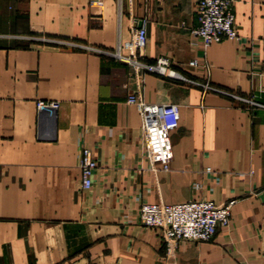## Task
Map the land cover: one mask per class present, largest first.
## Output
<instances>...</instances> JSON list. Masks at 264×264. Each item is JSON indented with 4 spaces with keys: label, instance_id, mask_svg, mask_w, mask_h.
Returning <instances> with one entry per match:
<instances>
[{
    "label": "crops",
    "instance_id": "obj_1",
    "mask_svg": "<svg viewBox=\"0 0 264 264\" xmlns=\"http://www.w3.org/2000/svg\"><path fill=\"white\" fill-rule=\"evenodd\" d=\"M233 15L238 39L202 49L195 0H0V264H264V109L60 44L129 57L144 20L143 63L264 106V0H236ZM130 96L178 106L166 171ZM85 148L98 160L89 192ZM189 200L232 203L230 224L166 257L139 209Z\"/></svg>",
    "mask_w": 264,
    "mask_h": 264
},
{
    "label": "built area",
    "instance_id": "obj_2",
    "mask_svg": "<svg viewBox=\"0 0 264 264\" xmlns=\"http://www.w3.org/2000/svg\"><path fill=\"white\" fill-rule=\"evenodd\" d=\"M92 5L103 6L105 0H90ZM236 0H195L197 27L190 30V36L197 41L202 49L222 41L238 39L234 27L233 8ZM48 42V40H45ZM146 21L142 20L134 28L131 36V54L123 57L120 50L106 52L103 49L85 46L77 43L60 42L61 45L83 50L97 55H106L121 60L137 71L152 73L157 76L186 81L199 87L203 94L215 93L242 103L248 109L262 108L251 99L220 90L209 83L188 81L169 67L168 60L157 59L154 64L143 63V49L146 45ZM190 62L189 66H195ZM129 103L137 106L143 119V138L147 146V155L154 163L161 165L162 170L168 169L172 159V149L169 134L178 125L179 110L176 105H160L144 103L136 96L129 97ZM39 113L54 116L60 108L58 102L39 101L36 104ZM81 186L85 192L93 188V178L98 169V160L91 149H83L79 155ZM209 168L206 172H210ZM199 186L195 185L194 189ZM232 203L217 206L211 201L189 200L176 205L143 204L138 212V222L145 228L157 230L163 242L164 255L174 254L181 243L209 242L217 229H225L230 224V208Z\"/></svg>",
    "mask_w": 264,
    "mask_h": 264
}]
</instances>
